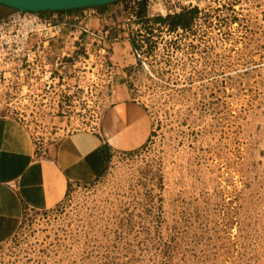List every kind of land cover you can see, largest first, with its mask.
<instances>
[{"label": "rangeland", "instance_id": "rangeland-1", "mask_svg": "<svg viewBox=\"0 0 264 264\" xmlns=\"http://www.w3.org/2000/svg\"><path fill=\"white\" fill-rule=\"evenodd\" d=\"M192 3L175 29L132 0L38 12L75 33L8 73L0 114L38 150L124 98L152 132L57 207L27 210L0 264H264V0Z\"/></svg>", "mask_w": 264, "mask_h": 264}, {"label": "crops", "instance_id": "crops-1", "mask_svg": "<svg viewBox=\"0 0 264 264\" xmlns=\"http://www.w3.org/2000/svg\"><path fill=\"white\" fill-rule=\"evenodd\" d=\"M151 132L146 107L124 98L106 108L97 129H76L38 150L26 124L0 114V244L17 233L27 210L57 207L72 185L95 181L112 154L140 148Z\"/></svg>", "mask_w": 264, "mask_h": 264}, {"label": "built area", "instance_id": "built-area-1", "mask_svg": "<svg viewBox=\"0 0 264 264\" xmlns=\"http://www.w3.org/2000/svg\"><path fill=\"white\" fill-rule=\"evenodd\" d=\"M143 0H132V4H139ZM147 6L153 10L148 16L174 15L183 9L194 6L192 0H177L173 5L170 3H159L154 8L152 0H144ZM153 7V8H152ZM62 26L53 23L51 19L40 16L35 11L16 10L0 18V92H5L8 73L12 70L19 71L24 63L33 61L35 63L41 52H49L54 43L75 32L65 34ZM42 150V149H41Z\"/></svg>", "mask_w": 264, "mask_h": 264}, {"label": "water", "instance_id": "water-1", "mask_svg": "<svg viewBox=\"0 0 264 264\" xmlns=\"http://www.w3.org/2000/svg\"><path fill=\"white\" fill-rule=\"evenodd\" d=\"M116 0H0V4L19 11H54L74 8L94 7Z\"/></svg>", "mask_w": 264, "mask_h": 264}, {"label": "trees", "instance_id": "trees-1", "mask_svg": "<svg viewBox=\"0 0 264 264\" xmlns=\"http://www.w3.org/2000/svg\"><path fill=\"white\" fill-rule=\"evenodd\" d=\"M101 5V6H105ZM139 16L144 17L145 12H146V2L143 0L139 4ZM94 7H99V6H94ZM79 8H74V9H68V10H54L55 12H72L75 10H78ZM197 11V7H192V8H185L183 9L180 13L173 15V16H158L153 18L155 22H162V23H168L172 29H175L177 27H183L187 28L189 26V22L191 18L194 16V13ZM52 12L51 10L48 11H39L40 14H49Z\"/></svg>", "mask_w": 264, "mask_h": 264}]
</instances>
